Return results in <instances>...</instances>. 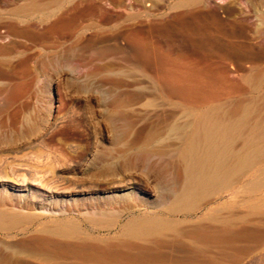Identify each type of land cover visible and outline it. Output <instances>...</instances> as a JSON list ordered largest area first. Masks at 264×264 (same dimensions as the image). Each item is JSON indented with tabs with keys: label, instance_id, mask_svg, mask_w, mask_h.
<instances>
[{
	"label": "rangeland",
	"instance_id": "obj_1",
	"mask_svg": "<svg viewBox=\"0 0 264 264\" xmlns=\"http://www.w3.org/2000/svg\"><path fill=\"white\" fill-rule=\"evenodd\" d=\"M194 74L242 122L235 151L255 131L263 147L264 0H0V264H264V158H233L230 187L169 213ZM153 214L175 221L125 233Z\"/></svg>",
	"mask_w": 264,
	"mask_h": 264
},
{
	"label": "bare ground",
	"instance_id": "obj_2",
	"mask_svg": "<svg viewBox=\"0 0 264 264\" xmlns=\"http://www.w3.org/2000/svg\"><path fill=\"white\" fill-rule=\"evenodd\" d=\"M197 73V72H196ZM198 74V73H197ZM172 75V74H171ZM174 75V76H173ZM173 77H170V78H172V80L174 79V77H176V73H174L173 72ZM181 77H182V75H180ZM180 76H178V77H180ZM177 77V78H178ZM185 77V76H184ZM187 77V76H186ZM189 77V76H188ZM195 77H197V75H193L192 76V79L193 78H195ZM212 78V77H211ZM176 79V78H175ZM175 79L173 80V81H175ZM179 79V78H178ZM177 79V81H179ZM186 79H188V78H186ZM185 79V80H186ZM204 79V78H203ZM202 78H200V77H197V78H195V79H193V81L194 82H192V84H187L186 86H183L182 88H179V91L182 93V95H183V98H185L187 101H189V103L190 104H192L193 106H194V109H195V115H196V126H195V130H194V132H193V135H191L193 138H191V140H189V142H186V146H188V147H186L187 149H185V151L183 152V155L181 154V156L183 157V160H184V166H185V168H184V170H185V172H184V175H185V181H183L184 182V184H183V182H182V184H183V186L181 187L182 189H181V191L180 190H178V192L176 191V192H173V194H172V202H171V204L168 206V209H169V213L170 214H172V215H174V214H184L185 216H189L192 212H195L196 210H197V208H199V205H200V203L202 202V201H205L204 199L207 197H209L210 195H216V193L218 194L220 191H222L225 187L226 188H228L227 186H229L230 187V185H232L231 183H233V181H234V178L236 179V180H238L236 177H239L240 176V171L239 172H236L238 169V163H236L237 165H235V167H233L234 166V164L232 165V163L231 162H236L235 160H233V158H235V157H237L236 159L238 160V158H240V159H243L245 162H246V165L248 166V168H252V167H254L255 165H257L258 164V162L259 161H261L263 158H264V146L263 147H261L262 145H260L259 144V142H260V139H262V138H260V136L259 135H257L256 133L258 132H254L253 134H250V135H248L249 137L246 139L247 141H245V142H247L246 143V149H244L243 151H241V152H239V153H237L235 150L236 149H234V148H236V147H234L233 146V139H234V142H235V144H237L236 143V140H237V138L235 137V136H240V135H242L244 132V130L243 131H241V129H240V126H241V123L242 122H240V125H239V123H238V119H237V122H234V121H236V120H234V121H232L233 119H232V116H231V114H229V113H226L224 110H223V108L221 107V106H219V105H216V104H213L212 103V98H210V95L208 94L209 92H211V91H213V89L211 90V91H209L210 89H211V87H212V85H213V82L210 80V82H211V84L212 85H210L209 84V82H208V80L209 79H207V81L206 80H203ZM216 79V78H215ZM221 79V78H220ZM181 80V79H180ZM184 80V78H183V81H185ZM177 81H175V82H177ZM182 81V80H181ZM189 81V80H188ZM206 81V82H205ZM190 82V81H189ZM189 82H187V83H189ZM208 82V83H207ZM186 83V82H185ZM217 83V82H216ZM215 83V84H216ZM210 87V88H209ZM218 90V89H217ZM217 90H215V91H217ZM212 94V96L211 97H213V92L211 93ZM215 94V93H214ZM215 95H217V93L215 94ZM214 98H215V96H214ZM213 98V99H214ZM214 101V100H213ZM233 114V113H232ZM231 116V117H230ZM234 116V115H233ZM232 119V120H231ZM244 119V118H243ZM241 120H242V118H241ZM243 121H245V120H243ZM247 122V121H246ZM246 122H244L245 123V125H244V123H243V126L242 127H244V126H246L247 125V123ZM259 125V124H258ZM257 125V126H258ZM261 125V124H260ZM257 126H255V128L257 127ZM254 127V126H253ZM245 128V127H244ZM252 128V127H251ZM250 128V129H251ZM243 129V128H242ZM249 129V130H250ZM254 130V129H253ZM262 130V129H261ZM261 130H260V132H261ZM263 131H264V129H263ZM262 131V132H263ZM240 132L242 133V134H240ZM249 132H251V131H249ZM248 133V132H247ZM264 133V132H263ZM235 136H234V135ZM240 134V135H239ZM260 134V133H259ZM245 135H247L246 134V132H245V134L243 135V136H245ZM242 136V137H243ZM242 137H240L239 139H241ZM236 139V140H235ZM243 139V138H242ZM189 144V145H188ZM244 146V147H245ZM234 147V148H233ZM243 147V148H244ZM180 156V157H181ZM233 160V161H232ZM239 161V160H238ZM245 162H243V164H245ZM237 167V168H236ZM237 170H236V169ZM251 168H250V170H251ZM236 170V171H235ZM236 172V174H233V173H235ZM264 172V171H263ZM239 173V174H238ZM239 176H238V175ZM264 174V173H263ZM234 175L236 176V177H234ZM256 178H258V176L256 177ZM262 181V182H261ZM235 182V181H234ZM237 182V181H236ZM251 182V185H250V188L251 189H253V190H255V189H258V187L260 188V186H262V183L264 182V179H262V180H256V179H254L253 178V180L252 181H249V183ZM166 197V199L169 197V196H165ZM213 197V196H212ZM170 198H168V199H170ZM206 203V202H205ZM225 203L223 202L222 203V205H224ZM160 206H162V205H160ZM219 208V207H218ZM221 208V207H220ZM168 209H167V211H168ZM224 209V208H223ZM221 209H219V211H220ZM221 212H224V211H221ZM214 213V212H213ZM225 213V212H224ZM223 213V215L225 216V214ZM214 215V214H213ZM218 215H220L219 213L217 214V216H216V218H214V217H212L213 219H211L210 218V222H211V220H218ZM222 215V214H221ZM205 216V215H204ZM211 216V215H210ZM227 216V215H226ZM231 218H232V216H230ZM166 218H168L167 216H166ZM166 218H163V217H161V215H159V214H153V215H151V216H148V217H136L134 220H132V221H130V222H128L127 224H126V226H125V228H124V230H125V233L126 232H128V233H130L131 235L132 234H135V235H133V236H137L138 234H140V237L139 236H137V238L139 237V238H141V233L143 234V235H146V233H148L147 231H157V230H159L158 232L160 233V231H161V229L163 228L164 229V227H166L168 224H172V223H170V219H171V217H169L168 219H166ZM203 218V217H202ZM206 218H208V217H206ZM224 217H222L221 219H223ZM226 218H229L228 216L227 217H225V219ZM231 218H229V219H231ZM201 218H199L198 220L199 221H201L200 220ZM219 219H220V217H219ZM220 219V220H221ZM233 219H235V218H233ZM174 221H175V219H173ZM172 220V221H173ZM178 221L180 220V219H177ZM171 221V222H172ZM173 221V222H174ZM198 221V222H199ZM221 221H223V220H221ZM233 221V220H232ZM236 221V220H235ZM234 221V222H235ZM217 222H219V221H217ZM216 222V223H217ZM225 224H226V221L224 220L223 221ZM229 222H230V220H229ZM234 222H232V224L234 223ZM197 223V222H196ZM200 223V222H199ZM202 223V222H201ZM203 223H204V221H203ZM209 223V222H208ZM212 223V222H211ZM216 223H215V226L217 227V225H216ZM222 223V222H221ZM228 223V222H227ZM173 224H175V223H173ZM206 224V223H205ZM210 224V223H209ZM213 224V223H212ZM218 224V223H217ZM177 225H178V223H177ZM179 225H180V222H179ZM195 225V224H194ZM203 225V224H202ZM219 225V224H218ZM228 225V224H227ZM231 225V224H230ZM172 225H170V227H171ZM197 226H198V224H197ZM214 226V227H215ZM222 227L224 226V225H221ZM194 227H196V226H194ZM202 227V226H201ZM205 227H206V225H205ZM204 227V228H205ZM211 227V226H210ZM220 227V226H219ZM221 227V228H222ZM230 227V226H229ZM231 227H233L232 225H231ZM173 228H175V227H173ZM196 228H200V227H196ZM196 228H193L192 229V231L194 230V229H196ZM203 228V229H204ZM207 228V227H206ZM212 228V227H211ZM225 228V227H224ZM236 227H234L233 228V230L235 229ZM166 229H167V227H166ZM168 229H169V226H168ZM172 228H170L169 230H171ZM202 229V230H203ZM216 229V228H215ZM231 228H229V230H230ZM165 230V229H164ZM172 230H174V229H172ZM175 230H177V228H175ZM179 231H180V229H178ZM213 230H214V228H213ZM223 230H225V229H223ZM221 231V232H224V231ZM227 230V229H226ZM225 230V231H226ZM236 230V229H235ZM234 230V231H235ZM195 231V230H194ZM207 231H209V230H207ZM211 231V230H210ZM215 231V230H214ZM218 231V230H217ZM234 231H232L231 232V234L232 233H234ZM143 232H146V233H143ZM169 232V231H168ZM171 232V231H170ZM177 232V231H176ZM182 232V231H181ZM180 232V233H181ZM213 232V231H212ZM216 232V231H215ZM220 232V231H219ZM220 232V233H221ZM150 234H151V232H149ZM156 233V232H155ZM163 233V232H162ZM162 233H160V235H162ZM173 233H174V231H173ZM183 233H185V232H183ZM182 233V234H183ZM201 233H203L202 231H201ZM205 233V232H204ZM225 233V237H231L229 234H227L226 235V232H224ZM223 233V234H224ZM229 233V232H228ZM149 234V235H150ZM181 234V235H182ZM208 234V233H207ZM206 234V235H207ZM211 234V233H210ZM219 234V233H218ZM222 234V235H223ZM236 234V233H235ZM127 235V234H126ZM129 235V234H128ZM142 235V236H143ZM152 235V234H151ZM158 235V234H157ZM156 235V236H157ZM165 235H167L166 233H165ZM178 235V234H177ZM185 235V234H184ZM202 235V234H201ZM229 235V236H228ZM233 235V234H232ZM224 236V235H223ZM148 237V236H147ZM149 237H151V236H149ZM205 237V236H204ZM208 237V236H207ZM210 237H211V235H210ZM216 237V236H215ZM224 237V238H225ZM232 237H234V235L232 236ZM153 239L154 238H156V237H152ZM217 238H219V237H217ZM142 239V238H141ZM144 239V238H143ZM160 239V238H159ZM208 239H212V237L211 238H209L208 237ZM215 240H216V238H214ZM221 239V238H220ZM231 239H233V238H231ZM235 239H237L236 237H235ZM193 240H194V238H193ZM200 240V239H199ZM203 240V239H202ZM219 240V239H218ZM194 241H196V238H195V240ZM213 241V240H212ZM221 241V240H220ZM219 241V242H220ZM236 242V241H235ZM224 243V242H223ZM234 243V242H233ZM226 244V243H225ZM225 244H223V245H225ZM145 246V245H144ZM144 246H142V250H144L143 249V247ZM134 247V246H133ZM132 247V248H133ZM139 247V246H138ZM141 247V246H140ZM139 247V248H140ZM135 248H136V246H135ZM149 249H150V247H149ZM147 250V249H146ZM151 250V249H150ZM152 251V250H151ZM156 251V250H155ZM156 252H158V251H156ZM154 253V252H153ZM145 254V253H144ZM147 254L149 255L150 253H148V251H147ZM159 253H157V255H158ZM161 254V253H160ZM166 254V253H165ZM167 254H169V253H167ZM166 254V257H165V255H162V257H161V255L159 256L160 258H162V259H158V260H163V259H166L165 261H162V263H166V264H168L167 263V260H171V259H168L169 258V256ZM123 255V254H122ZM139 255H141V256H143L141 253L139 254ZM151 255V254H150ZM149 255V256H150ZM154 255V254H153ZM156 255V254H155ZM170 255H173L172 253L170 254ZM174 255H176V254H174ZM173 255V256H174ZM190 255V254H189ZM188 255V256H189ZM197 255V254H196ZM195 255V256H196ZM222 255V254H221ZM120 256V255H119ZM148 256V257H149ZM158 256H157V258H158ZM168 256V257H167ZM172 256V257H173ZM184 256H186V257H188L187 255H184ZM200 256V255H199ZM216 256V255H215ZM215 256L213 257L212 255H211V259L212 258H215ZM137 257V256H136ZM139 257V256H138ZM137 257V258H138ZM144 257L146 258L147 257V255H145V256H143V257H140V259L138 258V260H141V258H143L144 259ZM156 256H154V258H155ZM163 257H165V258H163ZM171 257V258H172ZM175 258H176V256H174ZM179 256H177V258H178ZM207 257H209V255L207 256ZM206 257V258H207ZM217 257H219V256H217ZM216 257V258H217ZM225 257V256H224ZM223 257V258H224ZM118 258V257H117ZM126 258H127V256H126ZM136 258V259H137ZM156 258V259H157ZM174 258V259H175ZM181 258V257H180ZM182 258L184 259V257L182 256ZM181 258V259H182ZM196 258V257H195ZM198 258H200V257H198ZM142 259V261L141 262H143V261H145V260H143ZM152 259L153 258H151L150 257V259H147L146 261H147V264H148V262L149 261H152ZM156 259H155V263H156ZM183 259H182V262H183ZM186 259H191V258H185L184 260L185 261H187ZM201 259V258H200ZM205 259V258H204ZM177 260H179V258L177 259ZM177 260H174L173 261V258H172V261H173V263L175 264V262L177 261ZM191 260H194V258L193 259H191ZM191 260H190V262H191ZM195 260H197L198 261V259L196 258ZM194 260V261H195ZM123 261V260H122ZM146 261H145V263H146ZM154 261V260H153ZM160 261H159V263H158V261H157V263L156 264H162V263H160ZM168 261V262H169ZM181 261V260H180ZM184 261V262H185ZM189 261V260H188ZM200 261V260H199ZM196 262L197 264H200V262L202 261H204V260H202L201 259V261L200 262ZM208 261H211L210 260V258H208ZM214 261H215V259H214ZM216 261H218L217 259H216ZM136 262V261H135ZM177 262H179V261H177ZM183 262V263H184ZM201 262V263H202ZM212 262V261H211ZM138 263H140V262H138ZM154 262H152V263H150V264H153ZM154 263V264H155ZM170 263V262H169ZM188 264H189V262H187ZM205 263V262H204ZM206 263H207V259H206ZM205 263V264H206ZM214 263H216V262H214ZM212 264V263H211ZM257 264H258V262H257Z\"/></svg>",
	"mask_w": 264,
	"mask_h": 264
}]
</instances>
